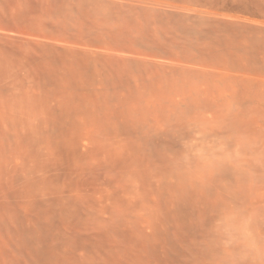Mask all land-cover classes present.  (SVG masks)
I'll return each instance as SVG.
<instances>
[{
	"label": "rangeland",
	"instance_id": "rangeland-1",
	"mask_svg": "<svg viewBox=\"0 0 264 264\" xmlns=\"http://www.w3.org/2000/svg\"><path fill=\"white\" fill-rule=\"evenodd\" d=\"M0 264H264V0H0Z\"/></svg>",
	"mask_w": 264,
	"mask_h": 264
}]
</instances>
